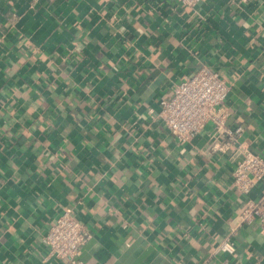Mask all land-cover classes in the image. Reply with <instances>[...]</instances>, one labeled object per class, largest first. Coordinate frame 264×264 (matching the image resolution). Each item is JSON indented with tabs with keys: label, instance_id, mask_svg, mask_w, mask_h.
<instances>
[{
	"label": "crops",
	"instance_id": "1",
	"mask_svg": "<svg viewBox=\"0 0 264 264\" xmlns=\"http://www.w3.org/2000/svg\"><path fill=\"white\" fill-rule=\"evenodd\" d=\"M202 64L264 154V0H0V264H70L44 245L64 208L91 233L79 264H263L236 144L210 123L180 143L159 116Z\"/></svg>",
	"mask_w": 264,
	"mask_h": 264
},
{
	"label": "built area",
	"instance_id": "2",
	"mask_svg": "<svg viewBox=\"0 0 264 264\" xmlns=\"http://www.w3.org/2000/svg\"><path fill=\"white\" fill-rule=\"evenodd\" d=\"M174 1L182 6H193L200 0ZM230 88V83L217 69L202 64L175 85L173 96L169 100L160 101L159 116L164 126L180 143L190 141L206 123H210L215 138L228 137L236 144L233 185L241 193L248 194L262 182L260 195L256 199L245 201L239 220L240 223L257 221L261 230H264V154L238 141L234 134L239 133L241 127L232 130L226 126L227 113L222 104ZM217 145L215 142L214 146ZM90 236L88 227L70 209L64 208L44 235L47 257L79 264L82 246ZM235 249V242L229 235L218 243L214 253L225 251L232 254Z\"/></svg>",
	"mask_w": 264,
	"mask_h": 264
}]
</instances>
